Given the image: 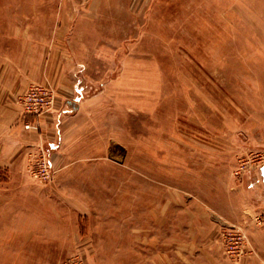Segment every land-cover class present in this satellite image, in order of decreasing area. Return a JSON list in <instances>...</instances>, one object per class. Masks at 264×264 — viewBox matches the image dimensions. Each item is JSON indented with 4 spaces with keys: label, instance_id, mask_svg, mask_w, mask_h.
<instances>
[{
    "label": "rangeland",
    "instance_id": "374dc122",
    "mask_svg": "<svg viewBox=\"0 0 264 264\" xmlns=\"http://www.w3.org/2000/svg\"><path fill=\"white\" fill-rule=\"evenodd\" d=\"M63 67L113 109L104 151L0 172V264H264V0H0V116L33 126Z\"/></svg>",
    "mask_w": 264,
    "mask_h": 264
},
{
    "label": "crops",
    "instance_id": "0c3cea01",
    "mask_svg": "<svg viewBox=\"0 0 264 264\" xmlns=\"http://www.w3.org/2000/svg\"><path fill=\"white\" fill-rule=\"evenodd\" d=\"M98 8L100 9L101 6L88 5L76 7L72 11L80 15H94L98 12ZM60 63L64 65L65 62L60 60ZM65 74L63 67L57 83L59 88L55 107L38 117L27 116L26 119L34 124L30 128H26L24 123L14 125L19 118L18 107L14 101H12L14 108L7 107L10 112L1 114L0 172L9 175V178L28 174L29 154L38 145L44 144L52 165L59 175L75 174L77 172L73 169L75 163L96 157L104 151L103 144L99 146L94 136L99 134L100 141L102 143L105 141V134H109L105 128V120L113 119V109L106 108V98L103 95H86L77 83L74 85L69 83L71 86H65L63 83L66 80ZM58 182L53 188L50 185L42 187L30 185L29 187L28 184L25 196L32 199L40 198L44 197L45 192L48 191V194L51 193L55 198L52 191H60Z\"/></svg>",
    "mask_w": 264,
    "mask_h": 264
},
{
    "label": "built area",
    "instance_id": "2783aa9c",
    "mask_svg": "<svg viewBox=\"0 0 264 264\" xmlns=\"http://www.w3.org/2000/svg\"><path fill=\"white\" fill-rule=\"evenodd\" d=\"M38 89H39L38 95L40 96L41 101L37 100L36 98L29 100L30 97H27L28 94L26 95V98H25L23 104L26 107L27 113L40 114L41 112L46 111V109L50 108V106H51V105L49 106L51 99H48V100H50L49 104H46V101H45V99H46L45 96L50 95V92H51L49 90V88L44 87V86H40ZM47 98H48V96H47ZM45 163H46V169L49 170L48 169V165H49L48 162L45 161ZM261 220H264L263 215L260 217L259 221H261Z\"/></svg>",
    "mask_w": 264,
    "mask_h": 264
},
{
    "label": "water",
    "instance_id": "95a60500",
    "mask_svg": "<svg viewBox=\"0 0 264 264\" xmlns=\"http://www.w3.org/2000/svg\"><path fill=\"white\" fill-rule=\"evenodd\" d=\"M262 174H263V177H264V165L262 166Z\"/></svg>",
    "mask_w": 264,
    "mask_h": 264
}]
</instances>
